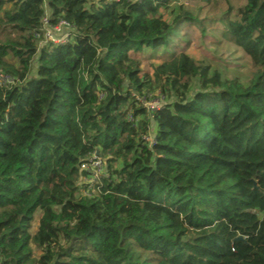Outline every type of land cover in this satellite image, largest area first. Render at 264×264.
Masks as SVG:
<instances>
[{
  "label": "trees",
  "instance_id": "obj_1",
  "mask_svg": "<svg viewBox=\"0 0 264 264\" xmlns=\"http://www.w3.org/2000/svg\"><path fill=\"white\" fill-rule=\"evenodd\" d=\"M243 1L221 21L247 83L184 50L134 57L205 30L177 0H0L17 78L0 85V264H264V0ZM46 10L66 42L40 44ZM156 90L169 98L149 112L137 96ZM94 152L108 176L77 195Z\"/></svg>",
  "mask_w": 264,
  "mask_h": 264
},
{
  "label": "rangeland",
  "instance_id": "obj_2",
  "mask_svg": "<svg viewBox=\"0 0 264 264\" xmlns=\"http://www.w3.org/2000/svg\"><path fill=\"white\" fill-rule=\"evenodd\" d=\"M184 3L186 9L190 10L199 21L205 24V30L199 24H186L173 37L172 48L160 46L156 49H146L144 52L133 54L134 57L142 61L161 63L172 58L174 51H186L196 61L209 64L217 69L221 76L225 78H237L243 83H247L252 74V63L248 56L237 45L229 42L222 34L223 22L221 18L225 15L235 16V10L241 6L243 0H177V4ZM176 2H173L175 5ZM198 87V82L194 81L191 90ZM151 101H168L166 94L161 90L146 93ZM162 104V103H161ZM154 123L150 124V131L153 130ZM152 137V136H151ZM149 137V138H151ZM81 186V185H80ZM82 187V186H81ZM40 210L35 213L32 222L31 233H34L39 225ZM35 255L40 251L33 245Z\"/></svg>",
  "mask_w": 264,
  "mask_h": 264
},
{
  "label": "built area",
  "instance_id": "obj_3",
  "mask_svg": "<svg viewBox=\"0 0 264 264\" xmlns=\"http://www.w3.org/2000/svg\"><path fill=\"white\" fill-rule=\"evenodd\" d=\"M72 28L71 24L62 19L57 23H51L49 19V14L46 10L44 17L42 18L41 27L36 31L35 36L39 39L40 44L43 43H55L61 44L66 42L70 36ZM17 78L2 69H0V85L10 86L16 82ZM139 105H142L149 112H153L160 109L164 102L156 100L157 102L151 101L147 96L139 95L137 96ZM129 120L135 121L132 115L129 116ZM152 136V137H151ZM151 137V138H149ZM143 139L151 144L154 142L153 130L147 132L143 135ZM80 168L82 170V176L80 178V185L77 195L83 194L87 196H94L99 192V186L102 184L103 177L108 176V170L106 166V160L98 153L94 152L88 157H86L80 163Z\"/></svg>",
  "mask_w": 264,
  "mask_h": 264
}]
</instances>
